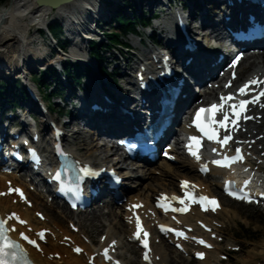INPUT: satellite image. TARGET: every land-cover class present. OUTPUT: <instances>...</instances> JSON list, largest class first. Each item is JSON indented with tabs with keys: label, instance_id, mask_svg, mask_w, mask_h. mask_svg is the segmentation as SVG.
<instances>
[{
	"label": "bare ground",
	"instance_id": "obj_1",
	"mask_svg": "<svg viewBox=\"0 0 264 264\" xmlns=\"http://www.w3.org/2000/svg\"><path fill=\"white\" fill-rule=\"evenodd\" d=\"M136 2L140 10H147L149 12L160 11L161 7H167L168 9L173 7V2L180 1L186 3L188 10H183L186 19L189 23V30L195 32V27L199 26L201 18L211 25L215 26L219 20V16L222 12L226 11L224 5L216 6L217 0H132ZM151 1V2H150ZM123 3V0H73L72 2L65 4L57 9L50 7H41L37 5V0H9L6 4L0 5V78L3 82H10L14 76L23 75L25 81H28L27 77L31 71H35L37 66H50L53 67L54 62L63 61L64 55L60 52L61 57L53 60L49 56L51 45H44L43 40L35 42L36 37L32 36L33 28L39 26H47L53 21H62L65 23V31L68 38L79 39L80 45L83 48V54L77 47L74 50L71 49L73 57L81 58V70L86 73H92V77L88 79L87 88H75L67 80L61 78L60 82L65 86V92L69 99V102L79 101L80 96L89 100L92 96L96 95V90L102 89L103 92H109L112 90L113 104L110 109L112 113L109 116H103L99 113H94L90 117H86L92 123L98 122L104 126V136L97 137L96 140L92 136H88L83 132L82 122L84 118L74 117L70 123L65 124V127L73 131V140L79 142L76 136L86 135L88 139L82 141V145L88 150L89 155H80L74 153L77 159L80 161L90 162L93 165H105L111 164L115 170L129 181L130 185L133 183V189L124 191L125 196L128 198L127 204L132 202H139L145 204V213L149 210H153L157 214L156 218H150L147 221L148 227L153 231V254L152 264H219L221 262V255L224 254V248L216 246V240L220 238L221 227L225 222L238 218V213L234 210L228 209L229 205L224 201L223 208L214 214L203 215L198 211H192L186 216L179 217L178 219L182 223V227L192 226L195 228L196 234L204 235L215 244L213 250H206L207 257L204 261H195L193 258L186 256L188 253L192 255L194 253L188 246L185 248L186 252L181 253L176 250L168 240H162L160 244H157L159 236H155L159 233L157 224L165 225L169 221L168 216L159 215L153 208L154 197L158 195L171 196L175 194L179 188L180 181L187 179L195 182L201 189V191L210 196H218L222 192V184L215 180L216 177H223L225 175L222 170H214L210 176L213 180L209 183L205 182V178L198 173L199 165L193 160L181 157V148L179 143L176 144L172 154L176 155V161L170 162L162 160L157 164L155 168H146L142 165L130 164L126 159L118 158L117 147L111 143L109 137L123 128L126 123V117H121L116 113L118 108V102L123 100L126 104L135 102V99L127 93V88H134L133 80L131 79V65L134 63L136 55L139 53L140 57L148 48L140 47V50L133 47L126 48V46H118L110 51L111 59L107 62L108 76H102L100 65L91 56L90 43L96 41L99 43L104 40V33L101 30L103 25L113 18L114 10ZM113 11V12H111ZM173 12V11H172ZM201 15V16H200ZM220 26H223V22H218ZM163 23L155 25L160 29ZM164 25L162 28L169 26ZM156 30L153 28L152 35H156ZM37 33V30L35 31ZM197 32V31H196ZM206 34V32H204ZM101 37V39H98ZM215 39L213 36H205V40L210 42L211 39ZM51 40V43L55 45V42ZM125 43H128L125 41ZM130 44V43H129ZM132 45V44H131ZM86 46V47H85ZM141 46V45H140ZM152 49V48H151ZM135 50V51H134ZM152 50H155L154 48ZM116 51L119 52L121 57L117 56ZM213 51L205 53L202 50H198L194 59L196 61V68L202 69L208 66V61L213 55ZM218 51V50H217ZM141 52V53H140ZM82 54V55H80ZM153 54H156L154 52ZM184 56H188L185 53ZM105 59V58H104ZM79 61V60H77ZM48 62H50L48 64ZM138 62H136L137 64ZM60 62L57 64V68L61 70ZM263 66V67H261ZM209 70V69H208ZM212 71V70H209ZM240 73L249 72V75H260L264 77V50L257 54L246 55V58L242 62L239 68ZM114 73L118 76L114 77ZM246 76H242V81ZM120 82L122 86H120ZM92 84V85H91ZM94 86V87H92ZM86 87V84H85ZM91 87V88H90ZM126 90L123 93L122 88ZM185 90L190 94L188 101L179 103L176 109V118L174 124L176 126L181 119L186 115V111L198 101V98L192 94V88L185 87ZM7 96L3 97L0 93V128L2 127V120L5 118L6 113H11V118H7V123L12 125L13 121L18 119L19 111L25 114V111L20 107H15L13 104V91L7 89ZM196 93L195 90H193ZM36 93V92H35ZM79 94V95H78ZM78 97V99H77ZM31 102L32 107H38V101ZM87 113V111H85ZM257 114H263L262 121H254L249 123L248 129L250 136L240 139L255 140L257 143L254 145L253 155H257V161L250 157L246 167H251L254 177L259 182H264V109ZM172 130V129H171ZM170 130V132H171ZM82 132V133H81ZM263 134V136H262ZM83 135V136H84ZM261 135V138H260ZM66 142H71L70 139L65 136ZM81 140V139H80ZM100 141H104L99 143ZM263 148L260 149V146ZM249 150V149H248ZM142 166V167H141ZM241 172H246V168ZM160 177V178H158ZM8 181H12L14 185H22L28 189L31 185L22 182L15 174L5 175L0 174V192L8 189ZM147 182V183H146ZM127 183V182H126ZM106 193V191H104ZM129 194V195H128ZM29 199L34 203L33 208L23 206L18 201L14 204V197L7 195L6 197L0 196V213L7 217L12 212L18 213L21 217L29 221V226L34 231L40 229H48L51 231L47 239V244H40L42 251L39 253L36 250L30 249V255L33 261L37 264H88L90 255L97 253L95 262H100L99 250L101 248L109 247L110 243L116 242L118 248L116 249L119 257L123 256V248H127L135 256V259L125 262L126 264H132V261H137V252L140 251L137 243L131 240L133 227L129 225L127 217L130 216L129 212L125 211V206L121 208L114 207L113 203L107 204L102 207L93 209L88 214L73 215L74 212L69 211L67 214L63 210L62 215L58 210V206L45 202L46 197H42L38 193L28 191ZM239 206V205H238ZM107 209V212L105 211ZM43 213L44 220H40L34 217V214ZM75 214V213H74ZM72 217L74 220L70 223H74L79 228L78 233H74L66 229L63 222ZM222 218L223 221L219 220ZM201 220L212 228L210 233L204 232L201 228L197 227V222ZM69 223V224H70ZM155 223L154 227L152 225ZM15 226L18 232L13 233V236L18 239V233L28 231V227H20L14 223L11 227ZM99 232L103 231L105 240L103 239H91V231ZM86 233L88 235H86ZM212 234L217 235V239H212ZM65 236L70 237L74 245H80L84 252L81 255H75L72 252V247H67ZM89 237L92 244L85 243L82 239ZM96 239V240H95ZM51 241V242H50ZM226 245L230 247L238 246L233 241H226ZM72 246V247H71ZM135 250V251H134ZM57 255L58 259L51 258V255ZM248 256L243 259L241 264H264V241L260 244H255L252 250L248 251ZM139 264H147L142 261V254L140 255Z\"/></svg>",
	"mask_w": 264,
	"mask_h": 264
},
{
	"label": "snow or ice",
	"instance_id": "obj_2",
	"mask_svg": "<svg viewBox=\"0 0 264 264\" xmlns=\"http://www.w3.org/2000/svg\"><path fill=\"white\" fill-rule=\"evenodd\" d=\"M260 84H264V81H259L256 79L250 80L249 82L245 83L243 86H241L238 89V94L241 96L247 95L248 91L250 90L251 85L259 86ZM227 86L230 87L231 85L229 84ZM261 97H264V89H262L255 97H253L252 100H241L238 105L237 104L230 105V107L232 109V113L236 117V120L232 121V123L238 124L242 114L244 112H246V110H247V105L259 103ZM234 99H235L234 95L222 96L220 98V100H221L220 104H213L208 109H204V108L199 109L195 115V118H194L192 124L196 127V129L199 132L203 133L209 140L217 141V132L212 127V125L219 123L220 128H227V123H228L229 117L227 114H224L223 120H221L219 122H217L212 117H214L217 113L222 112L224 107H225V104L228 101H232ZM261 106L264 107V105H261ZM206 115L208 117L207 119L205 118ZM251 118L252 117H247V116L244 117V119H251ZM189 140H190V143H189V145H187L189 153L193 157H195L196 159H199V156L197 153H198V149L200 146V139L196 136H192L189 138ZM231 140H232L231 135H225L223 140L218 141V142L221 143V145L223 146V145H227L229 143V141H231ZM236 153L237 154L231 158H225V160H223V161L214 160L213 163L218 165V166L228 167V166H230L231 163L239 162L243 159L241 152H240V149H236ZM203 170L204 169H202V171ZM186 185H187V182H182V187H184ZM15 191L17 193H19L21 196H23V193L19 189H16ZM186 195H187V198L189 200H195L196 199L195 197L191 196V194H186ZM229 195H233L235 198H238V199H248L247 194H245L244 196H240L236 192L230 191ZM164 199L166 200L167 198H164ZM173 199L176 200L177 198H173ZM178 202L181 204H184V200H178ZM199 202L201 203L204 210H208L207 205L213 206L212 207L213 211H215L216 207H218V202L215 199H209L208 197H204V196L199 197ZM157 206L163 208L165 211H167L168 207H169L168 204L163 203V202L158 203ZM134 207H140V206H134ZM173 211L185 212V211H187V209L186 208H175V209H173ZM20 222L24 223V221H20ZM4 223H5V221L0 220V241H3V243H0V264H13V262H15L16 260L23 259V255H21L23 253V249L20 248V246L18 244L11 242L8 239L7 235L5 234L6 229L4 228ZM161 231H163V232H174V234L177 237H184V233L165 228L164 226H161ZM38 235L41 238H43L44 233L41 232ZM148 237H149V233L146 231H143L139 217H137V225H136V232H135L134 238L138 242H140L143 249L146 250L144 253V259H145V261L148 262V264H150V255H149V251H148V249H149ZM184 238H187V237H184ZM23 239L27 240V242L29 244L36 245V241L30 240L27 236H23ZM198 242L201 245L205 244V241H203L202 239L199 240ZM77 251H79V249H77ZM105 255H107V253H105ZM197 255L200 258H203L202 253H198Z\"/></svg>",
	"mask_w": 264,
	"mask_h": 264
},
{
	"label": "rangeland",
	"instance_id": "obj_3",
	"mask_svg": "<svg viewBox=\"0 0 264 264\" xmlns=\"http://www.w3.org/2000/svg\"><path fill=\"white\" fill-rule=\"evenodd\" d=\"M9 0H5V1H1L0 0V5L6 4ZM122 10V12L126 15V16H130V10L129 7L127 8H119ZM118 9V10H119ZM132 11V10H131ZM147 11V10H144ZM113 12V11H111ZM147 16L150 15V13L147 11ZM159 23V21H152L151 26L154 27L155 25H157ZM109 27H114V24L110 22ZM34 30H32V36L37 37V33L35 32L37 30L36 28H33ZM98 39H101V37H99ZM140 38H136L133 35H129L124 41L133 44L134 47H139L140 46V42H139ZM138 40V41H137ZM86 47V46H85ZM135 47V48H136ZM140 48V47H139ZM135 51V50H134ZM117 56L121 57L119 52L116 51ZM104 54V58L106 61L111 59V55H110V51H105L103 52ZM60 56V55H58ZM69 56L71 57V55L69 54ZM50 62H48L49 64ZM263 67V66H261ZM44 68V66H37L36 69V73L39 69ZM30 75V74H29ZM23 75H17L14 76L13 79H18V77H22ZM29 77V76H28ZM27 77V78H28ZM10 83H13V80L10 81ZM120 86H122L121 82H120ZM59 100H55L56 103H58ZM62 102V105H65L66 102ZM56 108V107H55ZM70 106H67V109H69ZM54 117H57V114L55 113V115H53ZM71 119L69 117L63 118L61 120V122H67L70 121ZM83 132L88 135V136H92L94 138V140L97 139V134H95L92 130L90 129H86L84 126H82ZM73 131H67V135L68 138L71 140V138L69 137V135L72 133ZM82 133V132H81ZM84 133H82V135H78L76 136L77 139L79 140L77 146H76V150H78L80 155H86L88 156V150L85 149V147L82 145V141H86L88 139V137L86 135H84ZM84 135V136H83ZM81 139V140H80ZM104 141H100L99 143H102ZM162 160H160L157 164L161 163ZM157 164L155 165V167L157 166ZM160 178V177H158ZM219 177H216L215 180H217V182L219 181ZM213 180L212 177H208L205 178V182L209 183V181ZM147 183V182H146ZM33 187L30 186V191H32ZM218 196H221V194H219ZM50 200L48 198L45 199V202H48L49 204H52L49 202ZM224 201L229 205L228 209L234 210V212L238 213V218L233 219V220H229L227 222H225L224 226L221 227V239L223 240L222 242H218L217 246L223 247L224 248V254L223 256L227 257L226 261H222L219 264H241L243 259H245L248 256V251L252 250L253 247L255 246V244H260L262 241H264V211L262 209H259L257 207H253V206H246L244 204H239V203H235L232 201H229L227 199H224ZM239 205V206H238ZM122 208V207H121ZM59 211H61L60 213L62 214V211L64 210L66 212V214L69 212L68 210L62 209V208H58ZM105 211L107 212V209H105ZM65 215V214H62ZM77 214L73 213V215L71 216H76ZM34 217L37 218L36 214H34ZM219 220L223 221L222 218L218 217ZM74 220L72 217H70V219L68 218L67 220H65V222H63V225L66 229L71 230L70 228V221ZM91 231V239L94 237L97 240L100 239L101 235H103V231L100 230L99 232H93V230ZM73 232V231H72ZM75 233V232H74ZM86 235H88L86 233ZM90 238L88 237H84L83 241L85 243H89ZM95 239V240H96ZM226 241H233L235 242L238 246L235 247H240V250L238 252H233L230 246L226 245ZM51 242V241H50ZM123 256L122 259L127 262L129 260H133L135 259V256L132 254V252L130 250H128L127 248H123ZM135 251V250H134ZM51 258H53V256H51ZM137 263L136 261H132V264H139V260H140V252H137ZM57 259V258H56Z\"/></svg>",
	"mask_w": 264,
	"mask_h": 264
},
{
	"label": "trees",
	"instance_id": "obj_4",
	"mask_svg": "<svg viewBox=\"0 0 264 264\" xmlns=\"http://www.w3.org/2000/svg\"><path fill=\"white\" fill-rule=\"evenodd\" d=\"M1 1H5V0H1ZM125 5L129 6V2L125 1ZM147 23H151L150 19H146L145 16H140L138 13L133 12L132 13V17H128L126 16L121 9L116 11V17L115 20L113 22L114 27L111 28L110 31H104V35H105V41L102 43V45H98V44H92L94 52L98 54V57L100 59H103L99 53L102 51V49L104 48H109L111 46H116V45H122L124 44V40L127 38V35H130L134 32H136V27L139 25H145ZM50 31L52 33V35L58 37L59 35H62L63 33V29L62 26L57 24V25H53L50 27ZM62 46L67 45V42H64V45L61 44ZM65 71L67 72V76L68 79L70 80V82H74V83H80V78H79V70L74 69L71 66H67ZM50 77L52 79L57 80L58 78L56 77V75L54 74L53 70H48L46 72H42L41 75L39 74H35L34 75V79L35 81L39 84V86H44L46 93H45V97L48 99H53V97L55 96H60L61 95V91L60 90H56V91H52L51 88H49V85L46 83V78ZM16 84H19V82H15ZM6 87L5 89L3 88ZM13 84L11 83H4V82H0V93L5 91L8 88L12 87ZM3 96V95H1ZM4 97V96H3ZM51 105L53 106V102H51ZM58 110V109H56ZM59 110H61V108H59ZM61 113H63V111H61Z\"/></svg>",
	"mask_w": 264,
	"mask_h": 264
},
{
	"label": "water",
	"instance_id": "obj_5",
	"mask_svg": "<svg viewBox=\"0 0 264 264\" xmlns=\"http://www.w3.org/2000/svg\"><path fill=\"white\" fill-rule=\"evenodd\" d=\"M72 1L73 0H37V5L41 7H50L52 9H57Z\"/></svg>",
	"mask_w": 264,
	"mask_h": 264
}]
</instances>
